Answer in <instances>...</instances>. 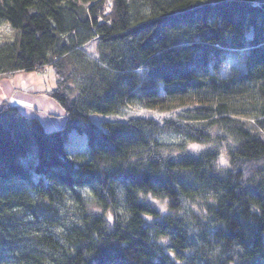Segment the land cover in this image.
I'll use <instances>...</instances> for the list:
<instances>
[{
    "label": "trees",
    "instance_id": "obj_1",
    "mask_svg": "<svg viewBox=\"0 0 264 264\" xmlns=\"http://www.w3.org/2000/svg\"><path fill=\"white\" fill-rule=\"evenodd\" d=\"M110 1L0 0L65 112L0 100V264H264V0Z\"/></svg>",
    "mask_w": 264,
    "mask_h": 264
},
{
    "label": "rangeland",
    "instance_id": "obj_2",
    "mask_svg": "<svg viewBox=\"0 0 264 264\" xmlns=\"http://www.w3.org/2000/svg\"><path fill=\"white\" fill-rule=\"evenodd\" d=\"M15 38V34L13 32V28L5 21L0 19V45L5 44L7 42H12ZM95 47V43H92L91 46L89 45L86 47L88 53H93ZM229 63L231 59L229 58ZM38 75L39 78H36L34 74H24V73H16L17 75L12 77L10 74H5L0 76V100H4L5 97H10L11 102L14 105H18L24 112L29 115L36 114L41 118L47 129L53 130L52 123L49 120H53L55 124H57L62 117L65 119V112L64 109L61 108L63 114L59 112H54V108L50 107L51 102L53 99L48 95H41V91L45 89H52L56 86L55 75L52 69H41ZM29 76V77H28ZM28 77V78H27ZM25 78V79H24ZM17 84L19 86H17ZM32 86V87H31ZM28 88V89H27ZM35 92H33V91ZM6 91L8 95L6 96ZM23 91H29L30 93H34L33 96H28V93ZM49 91V90H47ZM4 92V94H3ZM44 94V93H43ZM31 106L33 108H31ZM54 110V111H53ZM138 113L147 114L148 112L145 109H139L138 107L130 108L128 113L125 112V115H137ZM124 115V116H125ZM124 116L116 115L115 118L120 119ZM108 119H113L112 117H107ZM94 119L97 122H101L104 118L100 115L94 116ZM59 128V127H57ZM77 135L78 137L84 138L85 142L80 145V147L84 146V149L87 145V137L85 134H80L78 132L73 131L69 139L71 138L70 143V150L72 152H76L77 146L76 138L74 137ZM166 139V140H183L182 138L178 137L175 134H169L166 132L165 134H160L159 137ZM81 152V148L79 150Z\"/></svg>",
    "mask_w": 264,
    "mask_h": 264
},
{
    "label": "bare ground",
    "instance_id": "obj_3",
    "mask_svg": "<svg viewBox=\"0 0 264 264\" xmlns=\"http://www.w3.org/2000/svg\"><path fill=\"white\" fill-rule=\"evenodd\" d=\"M111 7H112V3H111V1L110 0H107V3H106V7H105V13L106 14H108L110 11H111ZM98 21H105V22H107V23H111V21H110V19H104L103 17H100L99 18V20ZM99 38V36H96L93 40H91V41H89L88 42V44L86 45V47H88L89 45L91 46V44L92 43H95V47H94V51H93V53H88V57L90 58V59H93V60H95L96 58H98L99 57V55H98V52H97V49H96V46H97V39ZM87 51V50H86ZM88 52V51H87ZM87 62V61H86ZM39 68L40 69H38V70H35L36 72H43V71H40L41 69H52L51 68V66H49V65H47V64H41V65H39ZM24 73V74H27L29 71H25V70H23V71H16V72H14V73H9L10 74V76H12V77H14V76H16L17 74L16 73ZM55 75V74H54ZM55 80H56V76H55ZM53 88H55V87H53ZM52 88V89H53ZM50 91V90H49ZM48 92V91H47ZM46 92V93H47ZM3 94H4V92H3ZM5 95V94H4ZM8 95V93H7V91H6V96ZM48 95V94H47ZM5 101H7L8 103H10V104H13L12 102H11V99H10V97H5V99H4ZM54 101V100H53ZM55 104L56 105H59L57 102H55ZM18 106V105H17ZM19 107V106H18ZM50 107H52V104H50ZM33 108V107H32ZM139 108V107H138ZM139 109H141V108H139ZM104 119H108L107 117H112L113 119H116L115 118V116H102ZM103 119V120H104ZM42 121V120H41ZM42 123H43V121H42ZM100 123V122H99ZM115 230H116V228H114Z\"/></svg>",
    "mask_w": 264,
    "mask_h": 264
},
{
    "label": "crops",
    "instance_id": "obj_4",
    "mask_svg": "<svg viewBox=\"0 0 264 264\" xmlns=\"http://www.w3.org/2000/svg\"><path fill=\"white\" fill-rule=\"evenodd\" d=\"M38 73L39 72H36V71H29L27 74H34V76L36 77V78H39L40 76L38 75ZM29 77V76H28ZM27 77V78H28ZM25 79V78H24ZM17 86H19L18 84H17ZM32 87V86H31ZM28 89V88H27ZM47 90H50V89H45L44 91L42 90L40 93H41V95H47ZM31 91H33V90H31ZM23 92H26V93H28V96H33V95H35L34 93H30L29 91H23ZM33 92H35V91H33ZM44 93V94H43ZM51 104H52V108H54V112H59L60 114H63V112H62V110H61V107L59 106V105H56L55 104V101H53V102H51ZM31 108H32V106H31ZM32 115H36V114H32ZM49 121H51V123H52V129H55V128H57V127H61L63 124H64V121H65V119L62 117V120H60L57 124H55L54 123V121L53 120H49ZM44 124V123H43ZM44 126H45V124H44ZM46 127V126H45ZM47 128V127H46ZM48 130H51V129H48Z\"/></svg>",
    "mask_w": 264,
    "mask_h": 264
}]
</instances>
